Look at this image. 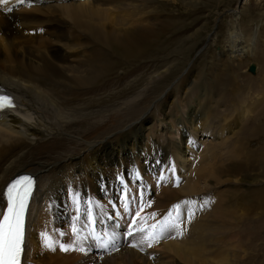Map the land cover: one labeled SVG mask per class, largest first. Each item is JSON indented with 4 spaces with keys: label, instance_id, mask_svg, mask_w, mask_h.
<instances>
[{
    "label": "bare ground",
    "instance_id": "6f19581e",
    "mask_svg": "<svg viewBox=\"0 0 264 264\" xmlns=\"http://www.w3.org/2000/svg\"><path fill=\"white\" fill-rule=\"evenodd\" d=\"M149 1L7 0L4 4L11 11L0 13V88L12 92L18 105L0 114V200L11 176L19 171L36 174L26 241V259L31 264H234L228 256L227 247L233 244L227 235L239 237L240 192H245L239 188L246 186L249 171L264 165V146L256 141L263 133L260 125L250 129L252 123L231 115L230 109L220 115L215 83H210L206 72L194 74L195 66L153 97L150 92L157 77L171 67L146 74L144 88L115 105L94 110V104H87L84 112V102L76 106L69 102L77 98L74 89L106 77V58L114 55L113 49L122 48L125 55L139 58L173 25L170 18L147 10ZM43 13L45 22L52 23L45 34L39 33L44 30L42 22L27 21L30 15ZM232 32L228 47L236 50L240 34L236 28ZM85 38L92 43L86 58ZM76 55L82 57L74 61ZM219 118L222 123L215 125ZM199 135L212 138L205 146L209 152L198 151L191 165L182 155L197 146ZM246 143L261 147L251 150L249 144L250 162L241 156ZM7 147L11 151L2 155ZM211 156L212 165L207 166ZM153 173L167 178L168 185L152 184ZM137 176L153 185L154 210L180 203L182 235L171 230L148 247L141 243L146 232L134 231L124 240L122 223L115 221L110 227L100 222L104 240L88 246L68 231L74 218L56 229L55 236L49 231L50 203L58 210L70 197L82 195L107 207L106 192L132 183ZM259 181L248 183L257 186ZM254 193L260 198L254 208L259 213L264 209V193L257 188ZM147 200L138 194L140 206L148 205ZM153 213L149 209L133 228H142ZM169 214L176 217L173 210ZM85 224L83 220L82 229ZM61 244L72 245L73 250L65 252ZM80 247L85 251L75 250ZM150 256L157 257L151 262Z\"/></svg>",
    "mask_w": 264,
    "mask_h": 264
},
{
    "label": "rangeland",
    "instance_id": "374dc122",
    "mask_svg": "<svg viewBox=\"0 0 264 264\" xmlns=\"http://www.w3.org/2000/svg\"><path fill=\"white\" fill-rule=\"evenodd\" d=\"M147 5V10L161 14L162 18H170V20L167 18L168 21H171L173 25L175 23V25H171L167 29L168 32L166 30L165 33H161V40L159 39L151 45V49L145 52V55H139V58H137L138 56L125 55L126 51L122 48L113 49V51L115 50L114 55L108 54L106 58L109 65L106 77L98 80L94 85L74 89L72 94H76L77 98L71 99L69 102L72 105L75 104L74 106L77 103L84 102V112L87 104L89 106L94 104V110L112 106V103L115 105L118 101L129 98L135 92L144 88L143 86L146 85V80L151 76L150 74H154L153 71L160 70V68L165 69L168 66L171 67L162 77H157V83H154V87L150 92L153 97V94H156L162 87L174 83L180 75L187 74L186 70L188 68L195 66L194 74L201 75L202 72H206L210 83H215L216 95H214V98L221 99L218 104L219 114L221 115L224 111L230 109L231 115L252 123L250 129H253L256 123L260 125L263 133L256 141L259 142V145L264 146V0H151ZM45 15L44 13L30 15L27 20L28 22H42L44 30L39 31V33L44 34L48 29V24H52L45 22ZM235 28L240 34L241 42L239 43V49L236 50L228 47L233 34L232 31ZM207 37H209L208 42ZM91 44L90 40L85 38L84 50L90 48ZM244 44L251 47L248 49V46H244ZM90 53V49L86 50L83 57L86 58ZM80 57L82 56L76 55L72 58L77 61ZM250 64H255V72L249 71ZM146 74L149 76H146ZM219 88L226 89V91L221 92ZM233 89H237V91L233 92ZM244 92L245 96H239L242 93L244 95ZM250 111H252V114L246 117V114ZM220 120L221 118L216 119L215 125L222 123ZM214 132L212 131L211 134H214ZM199 137V142L193 150L189 151L187 145H185L186 151L188 150L189 153H183L182 159L186 160L188 164L193 165V163H196H191V161L194 155H199L196 154L198 151L202 154L209 152L205 146L211 142L212 138L205 137V135H202V137L199 135ZM249 144L252 147H250L251 150H256L260 146L255 143L244 145L241 156L247 158L250 162L253 158L249 154ZM7 151H9L8 147L5 151H2V155L9 154ZM212 162V156L211 159L205 161L207 166H211ZM185 169H188V166ZM248 173L245 178L247 180L245 182L246 186L242 185L239 188V190L245 191L240 192L239 237L232 239L227 235V241L233 244L232 247H227L228 256L231 257L234 264H264V209H259L260 214L255 212L254 209L257 202L260 201V198L255 195L254 189L257 188V190L264 193V165L256 171H249ZM159 178L160 182L158 183ZM150 179L153 182L152 184H156L158 187L168 185L167 178H163L157 173L150 175ZM250 180L260 181L255 186L252 182L248 183ZM152 184L137 176L132 183L126 182L119 185L112 192L107 191L105 195L107 207H100L93 202L97 211L94 212L95 217L105 218L104 223L110 227H114V221L125 225L127 219L125 218V211L120 205V200L125 196V189L129 199V193L132 190L137 191L138 187L143 189L139 195L144 200L148 199L147 201H149L148 205L143 206H149V209L155 212L153 214L157 216L158 212L153 209L154 204L150 201ZM232 184L237 187L240 186L237 182H232ZM250 184L251 187H249ZM231 189L233 192L234 188ZM55 193H57V190ZM120 196L121 199L119 200ZM87 200L93 201L92 198H86L82 195L72 196L69 198V202L58 210H55L54 205L50 203L46 212V217L51 222L48 227L49 231L55 236L56 229L61 228L66 222L74 218L78 204L83 205V218H85V214L90 208ZM202 201L203 199H201ZM141 204V201L137 202L136 207L129 204L126 212L133 213ZM182 212L184 218L183 209ZM169 213L170 211L167 214ZM153 214L150 215V219L154 216ZM203 232H205V229ZM223 237L224 234L219 240H222ZM156 257L150 256L149 261L153 262Z\"/></svg>",
    "mask_w": 264,
    "mask_h": 264
},
{
    "label": "snow or ice",
    "instance_id": "6c2138e0",
    "mask_svg": "<svg viewBox=\"0 0 264 264\" xmlns=\"http://www.w3.org/2000/svg\"><path fill=\"white\" fill-rule=\"evenodd\" d=\"M6 3L7 0H0V4ZM8 10L11 11V9ZM11 107H14L12 99L8 96L0 95V110ZM121 182L123 183L122 178ZM33 185L34 181L31 177H21L14 180L7 187V212L3 214V219L0 220V264H21V257L24 252L25 214L28 210V202L32 195ZM125 200H127L126 189ZM125 207H127V204H125ZM89 215H91V212H89ZM136 216L139 217L140 212H136ZM133 223L135 224V221ZM171 230H176L177 235L183 234L178 214L175 218L169 214L158 224L153 225L150 230L132 228L128 232V235L131 236L134 231L146 232L147 234L141 240V243L146 242L148 247H152L154 243L162 239ZM73 231H76V229L74 228ZM47 246L52 248L51 243H48ZM135 246L134 244L133 247ZM60 248L65 252L73 250L72 245L61 244ZM75 250L85 251L83 247Z\"/></svg>",
    "mask_w": 264,
    "mask_h": 264
},
{
    "label": "water",
    "instance_id": "95a60500",
    "mask_svg": "<svg viewBox=\"0 0 264 264\" xmlns=\"http://www.w3.org/2000/svg\"><path fill=\"white\" fill-rule=\"evenodd\" d=\"M250 72H254L255 71V65L254 64H250L248 67Z\"/></svg>",
    "mask_w": 264,
    "mask_h": 264
}]
</instances>
